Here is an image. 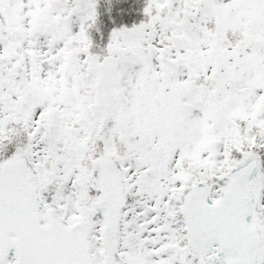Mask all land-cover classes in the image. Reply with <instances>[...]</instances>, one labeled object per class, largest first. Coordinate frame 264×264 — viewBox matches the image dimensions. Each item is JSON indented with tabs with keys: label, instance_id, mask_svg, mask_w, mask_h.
Here are the masks:
<instances>
[{
	"label": "snow or ice",
	"instance_id": "6c2138e0",
	"mask_svg": "<svg viewBox=\"0 0 264 264\" xmlns=\"http://www.w3.org/2000/svg\"><path fill=\"white\" fill-rule=\"evenodd\" d=\"M0 264H264V0H0Z\"/></svg>",
	"mask_w": 264,
	"mask_h": 264
}]
</instances>
